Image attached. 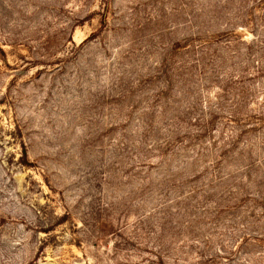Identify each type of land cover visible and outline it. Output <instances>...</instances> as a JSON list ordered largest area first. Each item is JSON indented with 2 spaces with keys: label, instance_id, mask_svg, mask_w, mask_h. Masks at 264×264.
Instances as JSON below:
<instances>
[{
  "label": "rangeland",
  "instance_id": "rangeland-1",
  "mask_svg": "<svg viewBox=\"0 0 264 264\" xmlns=\"http://www.w3.org/2000/svg\"><path fill=\"white\" fill-rule=\"evenodd\" d=\"M0 264H264V0H0Z\"/></svg>",
  "mask_w": 264,
  "mask_h": 264
}]
</instances>
